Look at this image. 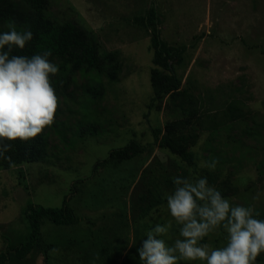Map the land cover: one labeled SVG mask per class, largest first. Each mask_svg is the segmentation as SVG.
I'll list each match as a JSON object with an SVG mask.
<instances>
[{
  "label": "rangeland",
  "instance_id": "374dc122",
  "mask_svg": "<svg viewBox=\"0 0 264 264\" xmlns=\"http://www.w3.org/2000/svg\"><path fill=\"white\" fill-rule=\"evenodd\" d=\"M46 3L54 21H76L90 31L91 41L102 52L118 50L123 66L115 81L95 71L60 74L56 94L60 104L53 125L44 129L48 137L44 159L0 169V251L8 240L17 242L28 236L25 210L29 202L57 206L68 197L78 217L73 225L44 219L40 244L24 258L13 257L9 264H142L137 248L147 232L172 220L166 195L175 186L166 188L167 181L177 176L203 177L201 161L218 159L213 171L220 180L231 178L230 188L209 184L225 198L264 211V179L258 178L264 139L244 133L254 118L264 116V0ZM153 5L159 12L162 38L168 44L186 46L183 58L171 61L182 86L200 93L205 106L239 98L247 104L245 109L252 110L250 118L238 125L203 129L193 147L196 165L187 164L154 139V128H164L172 115L164 106L149 107L151 69L156 66L151 30L134 22L136 15L145 14ZM99 83L104 92L93 97L87 90ZM132 138L148 144L147 149L92 174L98 159ZM157 184L165 187L163 201L146 213L144 207ZM257 193L261 194L258 201L253 200ZM178 229L172 220L169 232L161 238L172 245L179 238ZM202 243L222 246L224 235L218 231ZM258 264H264V254Z\"/></svg>",
  "mask_w": 264,
  "mask_h": 264
},
{
  "label": "trees",
  "instance_id": "16d2710c",
  "mask_svg": "<svg viewBox=\"0 0 264 264\" xmlns=\"http://www.w3.org/2000/svg\"><path fill=\"white\" fill-rule=\"evenodd\" d=\"M46 5V0H0V33L9 31V23L13 21L17 31L30 29L33 32V39L26 44L25 48L23 50L13 48L12 54L31 56L51 49L52 56L49 59L59 66L58 74L51 77L56 94L60 87V74L73 75L82 71H95L99 75L105 74L112 81L117 80L123 66L120 52L118 50L102 52L99 46L91 41V33L88 29L73 20L54 21L48 15ZM134 22L151 30L153 61L156 66L151 69L153 96L149 107L155 104L158 108L164 106L172 115L164 128H154V139L155 141L160 139L161 146L187 164L196 165L197 157L193 147L197 144L203 129L218 130L230 123L229 126L238 125L250 118L252 110L245 109L247 104L239 98L223 103L215 100L211 106H205L200 93L192 92L189 87L182 86V78L171 61L176 58L178 61L181 60L186 46L171 45L162 38L159 29L160 16L155 5L151 6L145 14L136 15ZM160 67H164L166 72H162ZM87 91L96 97L103 94L104 86L99 83L88 88ZM262 129H264V116L254 118V124L245 126L244 133L260 140L264 139ZM231 136L229 134V137ZM6 143H10L12 147L5 155L11 157L12 166H15L44 159L48 137L44 130L35 139L27 142L16 140ZM262 144L264 150V141ZM147 147L148 144H142L134 138L125 145L113 147L105 158L95 162L92 174L110 162L131 159L145 151ZM8 167H11L9 161L0 158V169ZM258 169V178L262 181L264 162ZM203 171L205 172L203 177H207L209 184H219L222 189L232 187L230 177L220 180L217 172L210 171L208 168H204ZM173 180L167 181L166 188L169 184L175 186ZM165 192V187L157 184L150 193L149 204L144 207V212L148 213L151 207L160 204ZM258 213L257 218L264 219V211ZM25 215L28 222V236L17 242L8 240L6 247L0 251V264H9L13 257L24 258L40 244L44 219L56 225H73L78 221L68 197H65L62 204L57 206L29 202Z\"/></svg>",
  "mask_w": 264,
  "mask_h": 264
},
{
  "label": "clouds",
  "instance_id": "9594fccd",
  "mask_svg": "<svg viewBox=\"0 0 264 264\" xmlns=\"http://www.w3.org/2000/svg\"><path fill=\"white\" fill-rule=\"evenodd\" d=\"M9 29L0 33V158L12 166L11 157L5 155L12 145L6 142H27L42 134L53 125L60 100L51 80L59 72V66L49 59L52 50L31 56L12 54L13 48H25L33 32L17 31L14 21ZM217 164L218 159H213L199 166L213 171ZM173 183L166 201L172 220L179 225V238L172 245L161 238L169 232L172 220L156 224L137 248L142 264H258L264 254V219L257 218L254 206L234 204L209 185L207 177L177 176ZM260 195L253 200L258 201ZM218 231L224 235V245L213 248L202 243Z\"/></svg>",
  "mask_w": 264,
  "mask_h": 264
}]
</instances>
